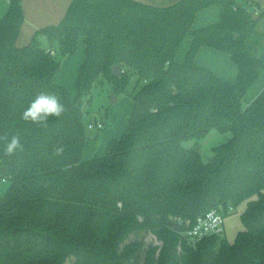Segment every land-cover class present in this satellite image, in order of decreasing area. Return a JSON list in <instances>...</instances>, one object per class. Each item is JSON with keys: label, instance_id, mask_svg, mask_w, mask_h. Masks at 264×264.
<instances>
[{"label": "trees", "instance_id": "16d2710c", "mask_svg": "<svg viewBox=\"0 0 264 264\" xmlns=\"http://www.w3.org/2000/svg\"><path fill=\"white\" fill-rule=\"evenodd\" d=\"M217 5L220 23L191 29L199 12ZM250 5L262 14L254 17ZM263 16L264 5L248 0H180L167 7L72 0L59 24L39 29L20 47L22 0H10L0 18V188L9 182L0 198V264H130L148 231L161 244L147 248L142 264H264V90L242 106L259 78ZM187 36L192 45L178 63ZM81 39L84 60L72 98L55 81L61 62L51 51L57 46L62 57L72 55ZM201 47L230 55L235 83L197 63ZM116 65L121 78L112 74ZM132 77L124 133L103 156L83 159L82 97L101 80L127 93ZM40 92L56 95L66 109L47 127L21 119ZM212 130L232 136L204 161L199 141ZM14 135L23 150L8 155ZM244 201V230L234 243L211 236L196 249L188 245V223L216 208L226 216ZM132 236L140 239L129 241Z\"/></svg>", "mask_w": 264, "mask_h": 264}, {"label": "rangeland", "instance_id": "374dc122", "mask_svg": "<svg viewBox=\"0 0 264 264\" xmlns=\"http://www.w3.org/2000/svg\"><path fill=\"white\" fill-rule=\"evenodd\" d=\"M250 9L254 11V17H258L262 14L261 9L256 5H250ZM221 20L217 23H220ZM201 21V16H199V18L196 17L193 24L195 23V26H199ZM191 29L198 30L194 28L193 25ZM258 30L264 32V16L259 21ZM189 37L190 36H187L185 38L184 42L182 43L177 52V55L185 53V47L189 41H187ZM82 45H84V42L81 39L79 42V47H82ZM79 51H81V49L79 50L78 48L74 54L62 57L59 53V49L57 48V55L62 66V74L59 76V79L63 81V84L65 86L57 82L56 83L62 85L69 92L72 98H75L77 94V79H75L73 75L72 71L74 66L71 68V62L73 61L72 59H77L78 55H80L81 52ZM136 82V77H132L128 85L127 93H117L113 91L111 85L107 81L101 80L93 86L90 94L82 97L81 102L82 109L84 111L83 123L85 128V134L87 137L83 151V159L90 160L95 157L103 156L106 153L108 143L112 139H118L122 136L132 111L133 100L130 94L136 87ZM113 97H116L118 100L113 101ZM91 121L102 122L104 128L102 130H98L90 127L89 124ZM231 136V133L222 134L217 132L216 130H212L209 134L203 137L199 141V149L203 160L208 161L210 158H212L215 154V148H218L225 144L231 138ZM195 143L196 140L193 139L186 141L184 145L185 147L189 148L194 146ZM8 186L9 182H3L1 184L0 198L6 192ZM255 198L256 196H254L252 199ZM246 206L247 201H244L237 208L233 209L228 215L225 216V233L223 235V238H225L230 243H234L238 232L244 230L241 215L246 209ZM141 237H143V248L140 253V256L136 259H133L130 264H142L144 260V254L147 248L149 246H157L161 244V241L158 239L157 235L152 231L144 233ZM136 239H140V237L132 236L129 241H134Z\"/></svg>", "mask_w": 264, "mask_h": 264}, {"label": "crops", "instance_id": "0c3cea01", "mask_svg": "<svg viewBox=\"0 0 264 264\" xmlns=\"http://www.w3.org/2000/svg\"><path fill=\"white\" fill-rule=\"evenodd\" d=\"M147 5H153L158 7H167L173 5L180 0H134ZM258 5H264V0H248ZM72 0H22L24 23L22 25L19 37L17 39V45L22 47L27 45L36 31L49 26L57 25L61 22L67 13V10ZM10 0H0V18H2L8 11ZM223 13V7L221 5L214 6L212 8L199 12L197 18L201 16V23L199 26L193 27L198 29L205 26H211L221 20ZM202 29V28H201ZM189 40V41H188ZM188 43L185 47V53L176 56L178 63L185 61L186 55L191 48L192 38L187 39ZM43 43L48 46L47 40L44 38ZM47 44V45H46ZM57 46L54 47V51L57 53ZM81 49L80 55L77 59H72L71 68L73 67V75L75 79L78 78L80 66L84 60V45L79 47ZM67 58V57H66ZM71 58V57H68ZM71 60V59H68ZM196 61L199 65L213 71L221 80L227 83H235L238 75V69L235 63L231 60L228 53L211 49L208 47H201L199 50ZM260 67L258 68L259 78L256 83L249 89L247 94L242 99V106L247 107L251 104L256 97L264 90V47L259 54ZM68 62V61H65ZM63 65V64H62ZM62 66L60 67L55 81L59 84H63V81L59 79L62 74ZM61 70V71H60ZM61 85V86H62ZM65 86V85H64ZM99 135V134H98Z\"/></svg>", "mask_w": 264, "mask_h": 264}, {"label": "clouds", "instance_id": "9594fccd", "mask_svg": "<svg viewBox=\"0 0 264 264\" xmlns=\"http://www.w3.org/2000/svg\"><path fill=\"white\" fill-rule=\"evenodd\" d=\"M65 106L59 98L47 92L38 93L22 111L21 119L35 127H47L51 120H59L65 114ZM23 150V144L19 136H12L5 145V152L13 155ZM57 155L64 152V147L58 144L55 147Z\"/></svg>", "mask_w": 264, "mask_h": 264}, {"label": "built area", "instance_id": "2783aa9c", "mask_svg": "<svg viewBox=\"0 0 264 264\" xmlns=\"http://www.w3.org/2000/svg\"><path fill=\"white\" fill-rule=\"evenodd\" d=\"M52 54L55 51H51ZM90 127L102 130V122H90ZM233 209L230 208V211ZM225 233V211L222 208L212 209L204 216H200L196 221L187 225L183 235L188 245L194 249L206 238L211 236H223Z\"/></svg>", "mask_w": 264, "mask_h": 264}, {"label": "water", "instance_id": "95a60500", "mask_svg": "<svg viewBox=\"0 0 264 264\" xmlns=\"http://www.w3.org/2000/svg\"><path fill=\"white\" fill-rule=\"evenodd\" d=\"M112 74L115 77L121 78L122 77V68L120 65H116L112 69ZM118 99L116 97H113V101H117Z\"/></svg>", "mask_w": 264, "mask_h": 264}]
</instances>
